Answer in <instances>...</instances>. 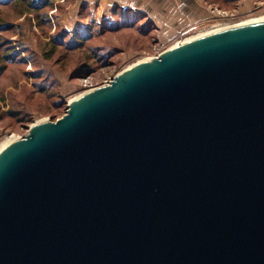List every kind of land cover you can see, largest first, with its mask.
<instances>
[{"label":"water","instance_id":"95a60500","mask_svg":"<svg viewBox=\"0 0 264 264\" xmlns=\"http://www.w3.org/2000/svg\"><path fill=\"white\" fill-rule=\"evenodd\" d=\"M0 264H264V19L146 58L12 139Z\"/></svg>","mask_w":264,"mask_h":264},{"label":"rangeland","instance_id":"374dc122","mask_svg":"<svg viewBox=\"0 0 264 264\" xmlns=\"http://www.w3.org/2000/svg\"><path fill=\"white\" fill-rule=\"evenodd\" d=\"M127 1L131 10H127ZM194 1L201 2L209 16L187 22L179 16L175 26L158 9L154 12L153 0H55L50 24L37 19L24 3L18 8L0 7V21L11 25L0 29V66L5 64L3 46L10 43L17 49L13 62L0 75V147L17 136L25 137L33 125L47 117L57 121L66 114L72 99L111 82L141 60L156 57L161 44L171 48L264 16V0ZM174 4V10L182 7ZM118 7H123L120 12ZM131 19L133 26L122 28L121 23ZM82 21H88L87 25H80ZM110 24L118 30L105 32ZM91 25L97 36L90 43L93 45L84 42L69 49L76 37L70 35ZM59 40L64 47L54 44Z\"/></svg>","mask_w":264,"mask_h":264},{"label":"trees","instance_id":"16d2710c","mask_svg":"<svg viewBox=\"0 0 264 264\" xmlns=\"http://www.w3.org/2000/svg\"><path fill=\"white\" fill-rule=\"evenodd\" d=\"M23 3L28 9L36 13L37 19H40V20L42 19L43 22L47 21V23L49 24L51 23L52 15L50 14V10L53 9L56 3L55 0H0V7L11 6V7L16 8L19 4H23ZM119 8H123V7H118L116 9L117 12L121 11V9ZM124 10H126V8ZM127 10H131V9L127 7ZM133 23L134 22L131 19V21L123 22L121 23V25H122V28H126V27L133 26ZM8 27H11V25L0 21V29H4ZM108 27H109L108 30H104L105 32H114L118 30V28L112 27L111 24ZM73 35L76 37H72ZM70 36L72 37L73 43H70L71 45L68 46L69 49L71 48L75 49V48L81 47L85 44L84 42H86V44L87 43L90 44L91 41L97 37L96 31L94 30L93 25L88 26L86 31H84L83 29H77L75 33ZM57 43L58 45H60V47H64L63 40H59L58 42L54 44L57 45ZM90 45H93V44H90ZM66 49H67V46H66ZM2 51H3L2 52L3 54L1 53V57L4 60L5 64L0 66V75H2L5 72L7 65H11V63L13 62L12 58L15 57V53L17 49L14 48V46H12L10 43H7L3 46Z\"/></svg>","mask_w":264,"mask_h":264},{"label":"crops","instance_id":"0c3cea01","mask_svg":"<svg viewBox=\"0 0 264 264\" xmlns=\"http://www.w3.org/2000/svg\"><path fill=\"white\" fill-rule=\"evenodd\" d=\"M153 1H154L153 2L154 12L156 13L158 9L162 14H165L167 18H170V22L172 26L176 25L175 19L178 18L179 16L181 17V19H184L183 22L184 21L187 22L191 20L203 21L209 16V13L205 11V6L201 4V2H196L194 0H191L190 2H188L189 0H153ZM129 3L130 1L126 2V4H128L127 7L130 6ZM174 3H179L181 4L182 7L181 8L176 7L177 9L174 10L173 9V6L175 5ZM133 8H134L133 10L139 9L138 7H133ZM86 22L82 21L80 25H87Z\"/></svg>","mask_w":264,"mask_h":264},{"label":"bare ground","instance_id":"6f19581e","mask_svg":"<svg viewBox=\"0 0 264 264\" xmlns=\"http://www.w3.org/2000/svg\"><path fill=\"white\" fill-rule=\"evenodd\" d=\"M259 19H264V16L263 17H261V18H258V19H253V20H249V21H247V22H243V23H241V24H245V23H248V22H252V21H255V20H259ZM241 24H238V25H241ZM235 26H237V25H235ZM232 27H234V26H232ZM228 28H231V26H228V27H223V28H219V29H217V30H213V31H210V32H207V33H205V34H202V35H199V36H196V37H193V38H190V39H188V40H186L185 42H187V41H190V40H193V39H195V38H198V37H200V36H204V35H207V34H211V33H215V32H218V31H221V30H224V29H228ZM184 42H181V43H178L177 45H175V47H177V46H179V45H181V44H183ZM174 47V48H175ZM171 49H173V48H171ZM170 49V50H171ZM145 60V59H144ZM141 61H143V60H141ZM141 61H139V62H141ZM138 62V63H139ZM135 65V64H134ZM133 65V66H134ZM130 67H132V66H130ZM129 67V68H130ZM128 68V69H129ZM127 70V69H126ZM124 72V71H123ZM121 74V73H120ZM119 74V75H120ZM90 90H92V89H90ZM90 90H88V91H90ZM88 91H85V92H83L80 96H82V95H84L85 93H87ZM80 96H78V97H76V98H74V99H72L70 102H72V101H74V100H76L77 98H79ZM40 122V121H39ZM38 122V123H39ZM38 123H36V124H38ZM34 126V125H33ZM11 140H9V141H7V142H5L1 147H0V151L10 142Z\"/></svg>","mask_w":264,"mask_h":264},{"label":"built area","instance_id":"2783aa9c","mask_svg":"<svg viewBox=\"0 0 264 264\" xmlns=\"http://www.w3.org/2000/svg\"><path fill=\"white\" fill-rule=\"evenodd\" d=\"M215 15V14H213ZM216 16V15H215ZM168 44L167 43H164V44H161L158 48H157V51H158V54L156 57H159L161 56L162 54H164L165 52L169 51L171 48H174L175 46L169 48V46H167ZM155 58V57H154ZM110 83V82H109Z\"/></svg>","mask_w":264,"mask_h":264}]
</instances>
